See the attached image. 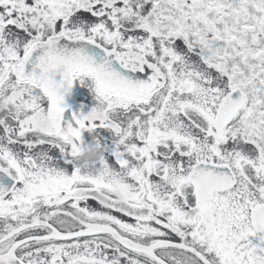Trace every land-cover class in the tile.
Masks as SVG:
<instances>
[{
    "label": "snow or ice",
    "instance_id": "obj_1",
    "mask_svg": "<svg viewBox=\"0 0 264 264\" xmlns=\"http://www.w3.org/2000/svg\"><path fill=\"white\" fill-rule=\"evenodd\" d=\"M0 264H264V0H0Z\"/></svg>",
    "mask_w": 264,
    "mask_h": 264
},
{
    "label": "flooded vegetation",
    "instance_id": "obj_2",
    "mask_svg": "<svg viewBox=\"0 0 264 264\" xmlns=\"http://www.w3.org/2000/svg\"><path fill=\"white\" fill-rule=\"evenodd\" d=\"M87 88L82 87L81 89L75 88L72 96L69 97V103L73 105V109H78L81 104H86L89 107L93 103V98L90 91H86Z\"/></svg>",
    "mask_w": 264,
    "mask_h": 264
}]
</instances>
